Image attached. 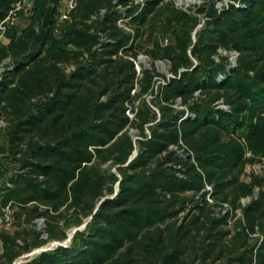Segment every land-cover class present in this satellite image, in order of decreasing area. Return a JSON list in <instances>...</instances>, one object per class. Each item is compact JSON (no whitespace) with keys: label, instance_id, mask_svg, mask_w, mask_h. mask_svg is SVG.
Masks as SVG:
<instances>
[{"label":"trees","instance_id":"16d2710c","mask_svg":"<svg viewBox=\"0 0 264 264\" xmlns=\"http://www.w3.org/2000/svg\"><path fill=\"white\" fill-rule=\"evenodd\" d=\"M66 2L0 42V264H264V0Z\"/></svg>","mask_w":264,"mask_h":264},{"label":"rangeland","instance_id":"374dc122","mask_svg":"<svg viewBox=\"0 0 264 264\" xmlns=\"http://www.w3.org/2000/svg\"><path fill=\"white\" fill-rule=\"evenodd\" d=\"M144 0H137L138 3H142ZM175 5L181 9H189L190 7L194 6V5H201L203 4L204 2L208 1V2H213V4H215V6L219 9H221L222 7H224L225 5H228L229 4V1L230 0H172ZM30 12H25L24 14H22L21 17H17L14 21V25H18L20 26V28L22 27H25L26 24H27V17L29 16ZM12 26V24H10ZM0 42L3 43V44H6L8 42V39L3 36L0 38ZM224 55H228L229 58H230V61L231 63L233 64H236V61H237V55L235 53H226V52H222ZM138 62L139 64L145 66V67H148L150 68L151 66V63H150V60L146 57V56H143L141 55L139 58H138ZM140 68V66H139ZM156 70L157 72H159L162 76H166V77H169L171 76L170 74V71H169V65L166 63V62H157L156 63ZM3 72V67H0V74ZM163 81V78L162 77H159L158 78V83L157 85H159L160 82ZM157 89V87H156ZM148 99L150 100V96L148 97ZM130 115H132V113H130ZM0 125H4L3 122H1ZM134 139H136V135H137V132L135 130H132L131 131ZM135 156H136V153H135ZM38 224V228H42L44 225H43V221L42 220H39L37 222ZM7 227H10L9 225H7ZM72 235V234H70ZM57 244H59L58 242H51L49 243L48 245L42 247V248H39V249H36L34 250L33 252L29 253V254H25L23 256H21L16 262L15 264H21L23 262H25L28 258H31L32 256L34 255H37L38 253H40L41 251L47 249V248H51L53 246H56Z\"/></svg>","mask_w":264,"mask_h":264},{"label":"built area","instance_id":"2783aa9c","mask_svg":"<svg viewBox=\"0 0 264 264\" xmlns=\"http://www.w3.org/2000/svg\"><path fill=\"white\" fill-rule=\"evenodd\" d=\"M35 0H17L14 8L9 12L8 17L0 23V30L2 31L0 38L4 36V33L8 29V24H13L15 19L17 18V13L19 11L28 12L31 10V8L34 5ZM78 0H67V2L60 8L61 11V19H65L68 17L69 13L75 9L77 5ZM120 25L123 26L121 21L119 22ZM235 53L237 56L238 54ZM262 168H264V162L262 164H257L253 166V170L258 172L261 171ZM208 190H211V187H208ZM258 191V189H257ZM249 199H244L243 203H246ZM11 220V214L9 211H7L5 222L0 219V227L4 224L9 225Z\"/></svg>","mask_w":264,"mask_h":264},{"label":"water","instance_id":"95a60500","mask_svg":"<svg viewBox=\"0 0 264 264\" xmlns=\"http://www.w3.org/2000/svg\"><path fill=\"white\" fill-rule=\"evenodd\" d=\"M132 158H134V156H133ZM71 236H72V235H71ZM68 241H70V238L67 240V242H68ZM57 245H58V244H57ZM45 250H46V249H45Z\"/></svg>","mask_w":264,"mask_h":264}]
</instances>
